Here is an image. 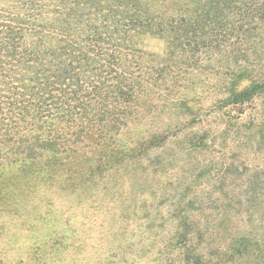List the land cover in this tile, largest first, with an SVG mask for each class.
<instances>
[{
	"label": "trees",
	"instance_id": "1",
	"mask_svg": "<svg viewBox=\"0 0 264 264\" xmlns=\"http://www.w3.org/2000/svg\"><path fill=\"white\" fill-rule=\"evenodd\" d=\"M261 93L264 0H0V264H231L201 187L161 182L209 177L184 128Z\"/></svg>",
	"mask_w": 264,
	"mask_h": 264
},
{
	"label": "rangeland",
	"instance_id": "2",
	"mask_svg": "<svg viewBox=\"0 0 264 264\" xmlns=\"http://www.w3.org/2000/svg\"><path fill=\"white\" fill-rule=\"evenodd\" d=\"M205 110L203 107L201 119L191 122L181 134L195 129L213 132L215 146L194 156L200 164L208 163L210 176L197 172L198 177L193 178L192 159L186 157L174 162L161 183L174 187L179 181L188 190L192 185L201 187L205 201L200 213L215 232L209 246L215 255L229 249L226 258L231 264H264V93L230 113L227 108ZM171 141L168 152H176L179 140ZM237 234H249L252 242L259 240L252 243L247 255L221 246Z\"/></svg>",
	"mask_w": 264,
	"mask_h": 264
}]
</instances>
